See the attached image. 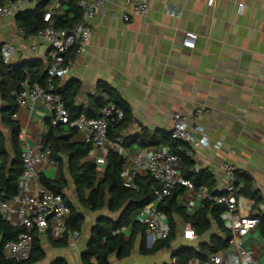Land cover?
Instances as JSON below:
<instances>
[{
    "label": "crops",
    "instance_id": "0c3cea01",
    "mask_svg": "<svg viewBox=\"0 0 264 264\" xmlns=\"http://www.w3.org/2000/svg\"><path fill=\"white\" fill-rule=\"evenodd\" d=\"M120 3L121 0H108L89 18L93 37L86 51L73 58L69 75L62 78L81 82L77 104L87 106L100 82L111 85L133 115L122 136L139 133L143 128L171 131L174 113L190 118L195 109L203 107L205 112L199 122L211 143L195 150L194 173L211 189L222 192L228 183L223 163L233 164L239 171L240 185L244 183L243 175L248 176L264 203V0H150L148 14L134 16L130 21L121 16ZM167 5L180 14L170 13ZM187 32L198 34L193 48L183 43ZM6 42L16 47L11 65L34 60L47 68L50 46L38 36L22 33L16 16H0V46ZM1 82L0 75V86ZM8 104L0 87V131L9 157L14 159L11 130L2 118ZM50 116L46 102L38 98L29 105L18 106L13 119L26 130L31 146H41L42 133L47 130L46 118ZM73 140L82 141L80 134ZM152 148L134 144L126 151L133 155L139 151L148 153ZM101 154L100 150H91L85 159H96ZM61 173L67 181L66 196L85 215V220L81 231L71 232L64 246L52 244L64 236L59 231L39 232L46 256L34 264L61 260L84 264L83 254L97 219L119 216V212L107 207L91 211L78 201L66 156H62V162L43 164L40 174L59 180ZM143 175L146 174L137 176ZM249 204L254 207L255 200L249 198ZM176 220L177 233L169 248L155 254L142 253L143 243L146 247L151 245L147 231H139L135 233L131 254L118 258L114 253L110 264L174 263L173 253L181 246L197 248L209 239L210 234L185 238L188 223L179 216ZM121 231L127 240L131 237L130 227ZM246 244L256 249L259 262L264 264V239L259 226L249 233ZM91 260L96 262L95 257Z\"/></svg>",
    "mask_w": 264,
    "mask_h": 264
},
{
    "label": "built area",
    "instance_id": "2783aa9c",
    "mask_svg": "<svg viewBox=\"0 0 264 264\" xmlns=\"http://www.w3.org/2000/svg\"><path fill=\"white\" fill-rule=\"evenodd\" d=\"M43 1H46L42 13L46 26L34 34H26L22 28L21 32L32 37L38 36L50 46L51 59L46 69L48 82L43 87L37 82L30 83L28 78L25 79L22 82V89L16 94L18 106L29 105L38 98L44 100L52 112L54 124L76 128L82 141L92 145V150L102 151V154L95 159L100 166L105 164L110 148L118 151L125 157L122 170L125 186H133L134 178L138 174L151 175L156 180L158 187L155 189L154 200L143 206L136 215V220L146 227L150 245L157 239L169 237L171 231L169 220L167 214L159 208V204L173 193L177 185L182 184L187 187L180 198L186 210L193 213L206 200L223 206L220 218L231 234L227 247L209 254L206 259H191L184 264H261L256 249L246 244V238L259 226L258 213L264 211V203L261 202L258 208H254L249 204V198L239 192L240 185L235 165L223 163L228 183L224 191L215 193L206 184L195 186L192 181L183 178L181 158L171 152L168 146H153L148 153L139 151L129 155L119 141L111 140L108 135L110 126L124 117V110L116 103H105L97 117L81 114L71 119L61 95L55 91L54 78L67 77L73 58L86 51L94 34L88 20L108 0H80L82 20L70 28H58L54 24V16L63 12L62 0H6L0 4V16H16L18 12ZM149 1L121 0L119 5L121 16L125 21L132 20L134 16H146L149 11ZM167 10L175 15L180 14V11L171 5H167ZM197 38V33L187 32L183 43L193 48ZM15 51L16 47L13 43L6 42L0 46V55L5 62L10 61ZM70 54L74 57L69 58ZM204 112L203 107H199L190 118L178 112L173 115L171 136L190 145L187 150L190 156H194L199 146H207L211 143L199 122ZM18 137L21 143L23 170L15 195L7 198L0 189V220L22 228L15 239H9L2 244V252L5 259L23 262L32 254V231L37 229L39 232H45L52 229L65 234L69 231L67 221L71 215V208L62 194L51 191L41 183L42 165L56 163L51 158V149L42 145L31 146L27 141L25 129L20 130ZM184 237L188 239L198 237L191 223H188L184 229Z\"/></svg>",
    "mask_w": 264,
    "mask_h": 264
},
{
    "label": "trees",
    "instance_id": "16d2710c",
    "mask_svg": "<svg viewBox=\"0 0 264 264\" xmlns=\"http://www.w3.org/2000/svg\"><path fill=\"white\" fill-rule=\"evenodd\" d=\"M3 1L6 0H0V4ZM79 1H61L63 12L54 16L56 27L70 28L82 20L83 11L79 6ZM45 6L46 1H43L16 14V20L26 34H34L40 28L46 26L47 23L42 17ZM73 57L74 55L70 54L69 58ZM46 69L42 64L34 60H27L19 66H13L2 58L0 61L1 92L3 98L9 103L3 109L2 118L4 124L11 130L12 145L15 152L14 159H10L5 138L0 131V189L7 198L17 193L19 178L23 170L21 144L18 137L21 125L13 119L18 108L16 94L22 89V82L27 78L30 83L37 82L45 87L48 82ZM54 83L55 91L61 95L65 106L70 112L71 119H75L81 114L97 117L105 103L114 102L124 110V117L110 126L108 135L111 140L119 141L126 149L134 144L139 147L168 146L171 152L178 154L181 158L183 178L192 181L195 186L206 184L211 191L220 193L211 189L209 183L203 181L200 176L194 173L195 159L187 153L190 145L185 141L173 139L171 131L143 128L139 133L122 136V131L128 127L133 119L132 111L127 102L108 83H99L97 92L89 96V104L87 106L79 105L76 102V96L81 89L79 80H62V78L56 77L54 78ZM13 91L15 92L14 94L12 93ZM52 119L53 115L46 118L47 130L42 133L41 143L42 146L51 149V158L55 162H62V156L67 157L68 170L74 181L78 201L91 211L107 207L111 212H119V216L116 219L107 216H101L97 219L83 254L84 264H110V256L114 253L118 258L127 257L132 252L135 233L139 231L145 233L146 230V227L136 220V215L143 206L154 200L158 183L151 175H143L135 176L133 186H125L122 177V170L125 164L123 155L110 148L103 167L95 159H85L91 152L92 145L84 141L73 140V137L78 133L77 129L70 125L54 124ZM99 168L101 172H99ZM238 172L237 170V177ZM243 176L244 183L242 185H240L238 180L240 185L239 192L250 199H254V208H258L259 204L263 202L262 196L253 187L248 176ZM40 180L51 191L62 194L71 208V215L67 221L69 231L59 241H52L53 245H67L69 234L81 231L85 215L66 196L64 188L67 187V181L62 173L59 180H53L45 174H40ZM186 188L185 185H177L173 193L161 201L159 208L167 214L171 227L170 235L166 239H157L150 247H146L145 243H143L141 247L142 253L155 254L159 250L171 246V242L175 239L177 233V216L185 223H191L198 236L210 235L209 239L201 242L197 248L181 246L173 253L175 262L170 264H184L195 258L206 259L209 254L216 253L229 245L231 234L224 221L220 218L224 207L206 200L193 213H189L180 200ZM258 215L260 217L259 228L264 239V211H261ZM123 227L131 228L132 234L128 240L121 231ZM214 227L217 230L213 231ZM21 229L19 226H13L4 220H0V264H34L45 258L46 253L39 237V231L34 229L32 231L33 249L31 257L23 262L5 259L2 252V244L9 239H15ZM118 230L119 232H117ZM93 257L96 258L95 263L91 260ZM52 264L68 263L65 260H61Z\"/></svg>",
    "mask_w": 264,
    "mask_h": 264
},
{
    "label": "rangeland",
    "instance_id": "374dc122",
    "mask_svg": "<svg viewBox=\"0 0 264 264\" xmlns=\"http://www.w3.org/2000/svg\"><path fill=\"white\" fill-rule=\"evenodd\" d=\"M150 259V258H149ZM152 259V258H151Z\"/></svg>",
    "mask_w": 264,
    "mask_h": 264
}]
</instances>
